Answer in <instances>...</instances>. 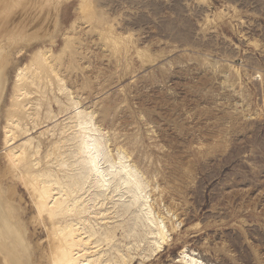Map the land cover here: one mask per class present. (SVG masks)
<instances>
[{
  "label": "rangeland",
  "instance_id": "rangeland-1",
  "mask_svg": "<svg viewBox=\"0 0 264 264\" xmlns=\"http://www.w3.org/2000/svg\"><path fill=\"white\" fill-rule=\"evenodd\" d=\"M23 69L33 78L18 83ZM23 84L26 108L15 96ZM78 109L101 128L110 159L134 162L169 229L151 251L140 208L123 212L131 195L118 207L117 192L94 203L102 190L92 176L84 199L95 207L82 218L98 230L124 225L111 249L101 244L113 257L101 264H119V250L128 264H184L185 253L207 264H264V0H0V190L26 233V264L53 257L35 175L68 183L87 173L71 119ZM16 120L30 134L14 129L10 144ZM28 138L18 164L10 148Z\"/></svg>",
  "mask_w": 264,
  "mask_h": 264
},
{
  "label": "bare ground",
  "instance_id": "bare-ground-1",
  "mask_svg": "<svg viewBox=\"0 0 264 264\" xmlns=\"http://www.w3.org/2000/svg\"><path fill=\"white\" fill-rule=\"evenodd\" d=\"M139 53H137V54H139ZM33 56H35V55H33ZM34 58H36V57H34ZM47 58H48V56H47ZM51 59L52 58L49 57L48 61H46V63H47V65L49 64L51 67H53V64H52L53 62L51 63V61L53 59L52 60ZM39 61H41V60H39ZM27 66H28V64H27ZM22 68L23 67H21V69ZM24 68H26V67H24ZM53 68H51V69H53ZM23 70L25 72L23 73V71H22L20 76H18L19 77L18 83H19V81L21 83L22 81L23 82L26 81L29 77H32V75L29 74V71H26V69H23ZM54 70L55 69H53V71ZM18 91H19V93H17V94L15 93L16 94L15 96L18 98L24 97L22 100V103H24V106L26 108V105L28 104L26 101V98H27V95L29 94V91L27 90L26 86H24V84L22 86H19ZM16 97H14V98H16ZM74 118L78 119L77 120L78 122H77V124L74 125V127L76 128L78 126L82 132V136L80 138V143H79L78 153L79 154L81 153L83 160L88 165V166H86L87 167V169H86L87 173L84 174L83 177L82 176L80 177L83 180L82 181H81V179H80V181L74 180L72 182L66 183V182H63L65 179L64 180L61 179L62 181L60 179H56L58 176L56 178H54L51 173H48L49 171L46 174L45 173H38L37 175L34 174L35 177L31 176V177H34V179H35L34 182H36L34 199H36L35 205L39 211L38 215L41 216L42 220L44 221L43 223L45 225L49 226V229H48L49 235H52V237H54V239H52L54 241V246L52 248L53 257H51V260L49 261L50 264H101L103 262L104 257H107V258L109 257L110 259H108V260H111L113 258L111 256V253L107 249H100V247H101L102 243L103 244L105 243L107 248H109V249H111L114 246V244H115L114 242L116 241V237H117V229L118 228L119 229L124 228L123 222L119 223L118 227L117 228L115 227L114 229L108 228L106 226L104 229L102 228L103 230H98L97 228H95V226L92 223H90L91 219L88 218V223H86L85 220L82 218V216L84 214H86L87 212L88 213L90 212V209L92 207H95V205H91L90 202H86L84 199L85 193L87 195V192L91 189L92 185H89L88 188H86V185L89 184V180L92 176L94 178L93 179L94 186L99 188L102 191L100 193L98 192L97 195H95V197L91 199V201L94 203H99V199L101 197H103V196L105 198H108L110 196L113 197V194L115 192H117L118 196H119L118 200L115 201V205L117 206L119 201L122 200V198H124L127 195L126 193H129L131 195V204L129 205V207L124 208L123 212L126 213L130 209V206H133V205L140 208L141 214L140 215H139V213L138 214L135 213V214L137 216L138 221L143 220V221L147 222V225H145L148 229L146 231V237H148V239H149L148 245L150 247V250L153 252H156L159 249H162L161 247L164 244H166L169 240V229L167 227V222L165 220V217L162 216L159 212H156L154 207L152 206L151 202L149 201L150 194L146 192L147 182H146L143 174L133 164L134 162H132V164H131L127 161L129 156L126 155L128 157L127 158L123 153L119 154V157L117 159H110L112 157V156L110 157V155H109L110 151L108 152V150H110V148L107 150L105 145H104V142L102 140L103 136H102V133L100 132L101 128L99 127L100 128V130H99L98 126L96 127L93 118L90 116L89 113H86L85 109H78L77 112L71 116V119H74ZM14 119H15V117H14ZM31 119H32V117H31ZM68 121H69V119H68ZM12 124H14V123H12ZM25 126H26V124H25ZM67 127H64V129H66ZM69 127L73 128V125H71ZM14 129H22L24 132H27V134H30L29 129L27 127H24L23 125H20V123L17 121L15 127L9 128V131H10L9 133L11 134L10 138L8 137L10 144L15 143L16 142L15 140L18 137V134ZM64 129H63V131H64ZM104 133H105V131H104ZM106 134H107V132H106ZM73 137H74V135H73ZM106 137H104V138H106ZM8 138H6V139H8ZM31 138L24 139V140H22L21 144L13 146L12 148H10L9 154H10L11 158L16 163L19 164L21 161H23L25 159L27 146H30V147L32 146V139L33 138L32 139ZM33 140H35V139H33ZM108 141H109V138H108ZM58 142H56V143H58ZM68 142H69V140H68ZM73 142H75V141L73 140ZM37 143H38V139H37ZM54 148H55V146H54ZM34 149H36V148H34ZM38 149H40V148H38ZM61 150L62 149H60V151ZM124 153H125V151H124ZM125 154H127V153H125ZM31 155H33V154H31ZM67 156H69V154ZM32 158H33V156H32ZM105 163H108L107 167L104 165ZM77 165H79V164H77ZM35 166H37V165H35ZM83 166H82V168H84ZM51 171H52V168H51ZM19 172L20 171H18V173ZM24 176H26V175H24ZM31 187H33V186H31ZM4 193L1 192V190H0V254L3 256L1 258H4L7 264H26L22 260L23 255L21 254V252L23 251L22 253L23 254L25 253L26 255L29 254V252L31 254V251L26 246L27 243L25 244V239L27 238V236L25 235L26 238H24L23 234H26V233H21L19 231L18 225H16L12 221L11 215H10L11 213L9 210L11 207L10 205L12 203L11 204L9 203V200H7V197H5L6 195H4ZM152 198L154 199V197H152ZM159 199H161V198L159 197ZM151 201H153V200H151ZM100 203L103 205L104 201H102ZM154 203H156V202H154ZM96 206H98V205H96ZM21 209L19 207V210H21ZM116 211H117L116 213L118 214V216H122V214H124V213L119 212V209ZM169 211H171V210H169ZM13 212H15V211L13 210ZM138 212H139V210H138ZM96 214L99 215V213H96ZM173 215H175V214H173ZM17 217H19V216H17ZM135 219H136V217H135ZM17 220H18V218H17ZM42 220H41V222H42ZM140 222H142V221H140ZM18 224L20 226L21 222L20 223L18 222ZM32 224H34V223H32ZM23 228H24V230L26 229L25 224H24V227H22V229ZM135 232L136 231H134V233ZM95 237H97V238H95ZM135 237L137 238V236H135ZM137 240L138 239H136V244L138 245L139 242H137ZM41 241L42 240H40L39 243H41ZM93 245H95V246H93ZM95 247H99V248H95ZM92 248H94V249H92ZM38 250H40V249H38ZM91 250H94V252H92ZM40 252H41V250L39 251V253ZM49 252H50V250H49ZM108 252L110 253L109 256H108ZM139 255H141V254H139ZM40 256L42 257V255L39 254L38 258H40ZM129 256H130V254H129ZM129 256L127 254L120 252V250H119V255L115 256L114 260H115V262L116 261L119 262V264H128ZM131 257H133V256H131ZM32 259H33V257H32ZM25 260H26V257H25ZM181 261L184 264H207V263H204L203 261L199 260V258H197L194 254H191V253H185L184 256L181 257ZM3 263H5V262H3ZM0 264H2V261Z\"/></svg>",
  "mask_w": 264,
  "mask_h": 264
}]
</instances>
